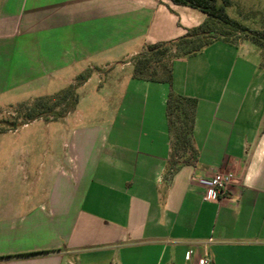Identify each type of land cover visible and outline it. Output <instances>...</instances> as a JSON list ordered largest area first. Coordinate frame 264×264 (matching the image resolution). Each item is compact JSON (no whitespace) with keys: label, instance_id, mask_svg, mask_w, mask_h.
<instances>
[{"label":"crops","instance_id":"0c3cea01","mask_svg":"<svg viewBox=\"0 0 264 264\" xmlns=\"http://www.w3.org/2000/svg\"><path fill=\"white\" fill-rule=\"evenodd\" d=\"M207 19L171 0H0V97L39 81L61 90L87 73L62 117L45 190L26 204L28 224L5 231L11 246L0 256L47 252L0 264H264L260 51L216 40L174 60L172 90L195 100L188 160L171 158L168 85L132 77L145 44ZM216 171L232 180L203 200L191 177Z\"/></svg>","mask_w":264,"mask_h":264},{"label":"rangeland","instance_id":"374dc122","mask_svg":"<svg viewBox=\"0 0 264 264\" xmlns=\"http://www.w3.org/2000/svg\"><path fill=\"white\" fill-rule=\"evenodd\" d=\"M227 2L228 5L224 6V10L230 18L250 29H264V0H227ZM218 4H220L219 0ZM214 26L220 37H222L220 33H225L224 36L233 42H247L242 39L241 34L221 22H215ZM252 47L258 49L260 55L263 52L256 44ZM248 60L252 63V56H249ZM58 91L60 90L56 81H39L29 88L17 90L15 94L18 95H14L15 97L13 95L0 97V129L4 130L0 133V249L11 246L5 234L9 226L13 224L16 227H23L28 224L30 218L24 211L26 204L31 203L30 199L33 195L35 198L39 192L45 190L44 176L48 168V160L53 152L51 150L54 148L53 154H56L57 147L62 144L60 129L67 125L62 120L66 113L56 116L63 107L61 104L51 113H45L33 121L20 124L25 119L27 108L36 102V97ZM16 96L23 98L24 101L9 104ZM50 121L53 122L46 124ZM17 243H22V247L26 246L25 242ZM18 244L14 247L19 246Z\"/></svg>","mask_w":264,"mask_h":264},{"label":"trees","instance_id":"16d2710c","mask_svg":"<svg viewBox=\"0 0 264 264\" xmlns=\"http://www.w3.org/2000/svg\"><path fill=\"white\" fill-rule=\"evenodd\" d=\"M171 1L202 11L207 15L208 20L186 29L185 33L177 38L145 44L131 58L132 77L152 82H163L168 85L169 91L165 100V115L170 136L171 158L173 160L179 156L186 155L185 158L188 160L195 157V152L191 149L195 100L175 93L172 90V64L174 60L194 55L216 40H223L232 44L237 43L225 37V33H220L222 35L220 37L214 26L215 22L223 23L238 34H241L243 40L259 46L263 50L261 57L264 59V29H250L237 20L230 18L224 10V6L228 5L227 0H219L220 4H218V0ZM86 76L87 73L78 75L74 84H70L54 94L36 97V102L27 108L28 112L20 125L27 121H33L45 113H51L56 106L61 104L63 107L56 113V116H61L69 109H73L77 100L76 85L84 80ZM3 131L0 129V133ZM45 252L47 251L0 257L28 256Z\"/></svg>","mask_w":264,"mask_h":264},{"label":"built area","instance_id":"2783aa9c","mask_svg":"<svg viewBox=\"0 0 264 264\" xmlns=\"http://www.w3.org/2000/svg\"><path fill=\"white\" fill-rule=\"evenodd\" d=\"M232 177L233 174L229 171H216L213 174L204 176H196L194 174L191 179L203 188V200L216 201L225 194ZM186 258H190L189 252H187ZM198 263L208 264V260L205 257H201L198 259Z\"/></svg>","mask_w":264,"mask_h":264}]
</instances>
